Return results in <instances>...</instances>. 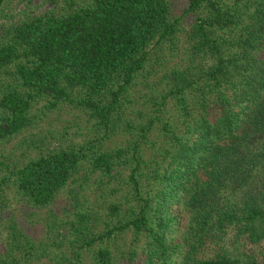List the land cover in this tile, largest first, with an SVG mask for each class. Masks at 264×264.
<instances>
[{"label":"trees","instance_id":"1","mask_svg":"<svg viewBox=\"0 0 264 264\" xmlns=\"http://www.w3.org/2000/svg\"><path fill=\"white\" fill-rule=\"evenodd\" d=\"M65 3L2 31L0 77L13 82L0 85V142L64 105L92 134L25 137L27 158L0 162V190L37 209L65 187L75 205L93 176L99 197L123 192L99 232L75 210L79 248L98 243L92 264H113L111 243L128 230L142 264H264V0H187L180 15L170 0Z\"/></svg>","mask_w":264,"mask_h":264},{"label":"rangeland","instance_id":"2","mask_svg":"<svg viewBox=\"0 0 264 264\" xmlns=\"http://www.w3.org/2000/svg\"><path fill=\"white\" fill-rule=\"evenodd\" d=\"M73 1L76 4L84 3V0ZM170 1L174 13L180 15L187 0ZM65 5V0H7L0 7V37L2 31L8 25L19 19L41 14L50 8L58 10L65 7ZM193 18L194 16L191 14L185 15L183 27L187 28ZM182 37L183 33L181 32L179 38L182 39ZM149 74V80L153 81L156 74L151 69H149ZM7 81H12V75H2L0 77V85ZM136 88L137 90L133 92L132 96L139 99V104H135V107L140 108L143 99L138 96L148 93V89L143 83H138ZM41 104L40 102L35 107L36 112ZM167 113L172 118H176L175 113L177 114V112L171 100L167 103ZM81 123L80 112L72 106L64 105L51 110L43 119L40 118L39 128L21 133L10 142H0V162L11 163V161L21 157L24 158L22 160H25L29 152L26 150L25 145L20 146L18 143L31 135L32 137L35 135L36 139L41 138L44 145H50V141L54 137H59L63 145L71 142L81 143L92 134L83 129L79 125ZM34 133H37V135ZM115 143H123L122 138L116 137ZM51 146H54V144H51ZM6 173V170L0 166V178ZM121 194L123 192L110 196L108 193L104 196L106 199L99 197V191L96 189L93 176L90 181L85 183L82 191L78 193L75 205L72 206L75 201L72 202V196L65 187L56 195L54 201L48 207L37 209L27 205L13 187L0 190V264H2L1 258L8 257V254L12 255L18 264H92L91 254L94 248H98V243L93 245L89 251L86 247L79 248L81 241L75 236L76 233L73 229L76 222L71 224L75 218V210H86L91 214L92 219L89 222L91 225L97 218V222L93 224H96L93 230L99 232L104 228L102 220L108 217L107 203L110 200H122ZM130 203H132V200L129 198L126 206ZM172 209L175 212V207H172ZM172 227L173 230L168 232V239L178 243L177 223ZM62 232L64 236H62ZM132 234L133 232L128 230L119 236L117 235L112 241L113 264L143 263V258H140L139 255L143 240L138 238L135 241L136 244L133 245ZM29 245H32V247L30 248ZM26 250H30L31 253L25 254ZM130 250L135 252L133 256H130Z\"/></svg>","mask_w":264,"mask_h":264}]
</instances>
